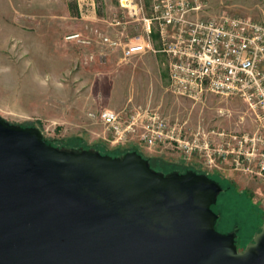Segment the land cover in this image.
I'll list each match as a JSON object with an SVG mask.
<instances>
[{"label": "water", "instance_id": "water-1", "mask_svg": "<svg viewBox=\"0 0 264 264\" xmlns=\"http://www.w3.org/2000/svg\"><path fill=\"white\" fill-rule=\"evenodd\" d=\"M221 192L137 153L58 151L0 116V264H264V224L241 250L216 230Z\"/></svg>", "mask_w": 264, "mask_h": 264}, {"label": "built area", "instance_id": "built-area-1", "mask_svg": "<svg viewBox=\"0 0 264 264\" xmlns=\"http://www.w3.org/2000/svg\"><path fill=\"white\" fill-rule=\"evenodd\" d=\"M118 6L121 21L102 20L108 28L120 27L114 37L92 26L65 37L89 48L83 65H104L117 50L122 62L160 52L167 60V92L193 102L208 96L237 99L245 112L234 128H206L200 122L192 128L184 120H170L148 107L100 108L88 111L87 118L102 126L110 144L137 141L147 151L177 152L184 163H196L206 176L228 170L264 181V21L204 16L205 0H149V13L143 0H118ZM78 7L88 15L95 5L93 0H79ZM132 23L140 33L129 38ZM153 28L158 50L151 46ZM225 115L229 118L230 111L217 110V119Z\"/></svg>", "mask_w": 264, "mask_h": 264}, {"label": "rangeland", "instance_id": "rangeland-1", "mask_svg": "<svg viewBox=\"0 0 264 264\" xmlns=\"http://www.w3.org/2000/svg\"><path fill=\"white\" fill-rule=\"evenodd\" d=\"M205 2L207 14L204 16L227 15L264 21V0ZM34 36H29L28 51L13 40L9 44L7 55L0 54V116L9 124L36 128L46 139L74 137L80 138L90 149L98 147L99 150L100 145L104 147V151L128 149L127 144H110V136L103 134L102 126L93 124L87 118L88 111H97L102 107L115 111L126 107L157 109L170 120H184L192 128L199 122L206 128H234L245 112V106L237 99L223 101L215 96H208L202 102H193L167 92V65L163 56L157 64L146 63L140 68L133 64V58L111 71L104 65H83L75 49L64 42L60 44L61 49L58 48L55 56H40V53H52L47 49L50 42H41L45 46L44 50H33L31 46L37 43L32 40ZM137 57L139 56L135 58ZM131 69L138 72H129ZM219 108L229 110L230 117L225 115L217 119ZM138 150L139 155L145 159H159L160 164L153 168L164 176H168L167 173L172 169L184 171L192 166L194 169L199 168L196 163L190 166V163L186 164L176 156L160 158L155 151H147L142 147ZM163 162L166 166H163ZM213 175L226 179L241 198L246 197L256 206L254 212H251L255 215L252 223L257 228L261 227L260 219L264 223V181L251 180L246 175L232 171ZM222 196H219L218 202H222ZM211 210L219 214L216 205H212ZM222 216L223 223H217L215 228L222 234L230 233L236 216L231 211L224 212ZM240 233L246 232L242 230ZM240 233L236 238L238 250L243 249L253 238L246 236V240H242Z\"/></svg>", "mask_w": 264, "mask_h": 264}, {"label": "crops", "instance_id": "crops-1", "mask_svg": "<svg viewBox=\"0 0 264 264\" xmlns=\"http://www.w3.org/2000/svg\"><path fill=\"white\" fill-rule=\"evenodd\" d=\"M78 1L79 0H0V23L2 24V31L0 32V54L4 56L7 55L9 44L13 40L22 44L23 50L28 51V48H30L28 45V41H30L29 36L37 35L32 37V40H36L37 43H35L36 45L33 44L31 48L33 50H44L45 46L41 44V42L48 41L50 44L47 49L52 51V53L50 52L48 54L40 53V56H55L60 44L64 42L68 47L75 49L76 54L80 57L79 60L82 62L84 57L89 53V48H82L75 45L73 42H67L65 41V37L72 33L84 32L85 26H92L107 31L114 37V33L119 31L120 27L108 28L102 20L104 18L111 19L114 17L117 21H121L123 16L118 6V0H93L95 5L94 11H90L88 15H83L82 12H80ZM143 3L146 7V12L149 13V0H143ZM127 33L129 38H134L140 33V30L136 28V24L132 23L129 25ZM151 46L155 50L160 48L158 35L154 28L151 35ZM161 56L165 58L160 52L155 54L148 52L134 58L133 64L137 65L139 68L141 66L144 67L143 64L145 65L146 63L157 64ZM120 58V50H117L109 55L104 66L107 70H115L117 67L123 65L121 64L122 61ZM92 65L100 66L98 63H92L87 66ZM142 69L143 68H141V70ZM130 71L133 73L138 72L134 69L129 70V72ZM166 76L168 82V74H166ZM103 144L107 145L105 142H103ZM127 145L128 149L126 150L139 151L138 149L141 148V145H139L137 141L127 143ZM155 153L159 154L158 156L160 158L176 156L180 161H183L177 152H170L157 148Z\"/></svg>", "mask_w": 264, "mask_h": 264}, {"label": "trees", "instance_id": "trees-1", "mask_svg": "<svg viewBox=\"0 0 264 264\" xmlns=\"http://www.w3.org/2000/svg\"><path fill=\"white\" fill-rule=\"evenodd\" d=\"M16 126H19V125H16ZM21 127H28V126H21ZM45 140H46L47 144H50L56 150L67 152V153L79 154L82 152H90V153H98V154H101L103 156H108V157H112V158H121L125 154H128V153L139 154L138 153L139 151H137V150H121L120 148H116V149L111 150V151L110 150L104 151L105 149L101 145H100L101 148L99 150H98V147H94L95 149H93V148L90 149L85 144L84 141H82L80 138H74V137H71L68 139H57V138L46 139L45 138ZM142 158L144 160H146L147 166L150 170L163 175V173H161L157 169L153 168V166H158L160 164L159 159H156V158L145 159L144 157H142ZM163 166H166L165 163ZM187 172H195L199 175H205L202 171H200L198 169H194L192 167H188L184 171H177L175 169L174 170L172 169V171L167 173V175L168 174L169 175H173V174L182 175V174L187 173ZM207 177L209 179L217 182L222 188V192L217 195L215 202L213 204V205H216L218 207L219 219H218L217 223H219V222L223 223L224 219H223L222 214H224V212H226V211H231L236 216V221H235L234 225L232 227H230L231 229L229 232H233L237 238L240 231L244 230L246 233L245 234L240 233L241 239L244 240L245 238H247L246 236H250V238H252V236H254L257 232H259V230L261 228V227L257 228L255 226H253V223H252L253 217L255 215H254V213L251 214V212H254V209H256V206L253 203H251V201H249V199L247 200L246 197L241 198L240 195L234 189V187L231 185V183L226 181V179H222L221 177H219L217 175H207ZM221 195H223L222 200H221L222 202H218V198ZM223 208H224V211H222ZM256 213L260 214L259 211H256ZM260 221H261V226H262V224H264V223L262 222L261 219H260ZM217 223H216V225H217ZM251 240L252 239H250V241Z\"/></svg>", "mask_w": 264, "mask_h": 264}, {"label": "flooded vegetation", "instance_id": "flooded-vegetation-1", "mask_svg": "<svg viewBox=\"0 0 264 264\" xmlns=\"http://www.w3.org/2000/svg\"><path fill=\"white\" fill-rule=\"evenodd\" d=\"M241 250V249H240Z\"/></svg>", "mask_w": 264, "mask_h": 264}]
</instances>
